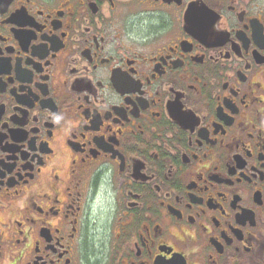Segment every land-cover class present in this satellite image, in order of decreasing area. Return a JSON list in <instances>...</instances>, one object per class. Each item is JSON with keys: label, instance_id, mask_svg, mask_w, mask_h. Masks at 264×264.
<instances>
[{"label": "flooded vegetation", "instance_id": "af4514ba", "mask_svg": "<svg viewBox=\"0 0 264 264\" xmlns=\"http://www.w3.org/2000/svg\"><path fill=\"white\" fill-rule=\"evenodd\" d=\"M0 264H264V0H0Z\"/></svg>", "mask_w": 264, "mask_h": 264}]
</instances>
